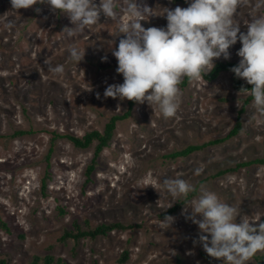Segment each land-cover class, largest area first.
Wrapping results in <instances>:
<instances>
[{"label":"rangeland","instance_id":"374dc122","mask_svg":"<svg viewBox=\"0 0 264 264\" xmlns=\"http://www.w3.org/2000/svg\"><path fill=\"white\" fill-rule=\"evenodd\" d=\"M142 2L162 12L177 4L187 6L189 0ZM253 2L238 8L242 31ZM141 23L164 26L166 13ZM65 26H74L70 16L45 2L15 10L11 0H0V217L8 224L0 227V258L9 264H34L37 254L63 257L67 264H227L203 248L201 229L188 214L190 206L184 204L167 228L160 227L170 199L157 188L163 191V177L181 175L197 187L191 197L204 185L245 215H264V163L217 174L240 161L264 157V115L252 100L238 134L187 156H166L190 143L225 136L249 92L235 89L231 72L222 71L213 81L201 75L179 85L180 103L171 116L137 101L131 115L118 121L86 183L94 145L78 147L67 137L52 140L51 132L82 136L103 130L113 113L127 110L129 98L104 95L108 84L124 79L107 41L114 40V47L125 33H112L116 25L102 10L95 24L73 35ZM72 44L86 49L78 63L69 56ZM240 47L237 40L229 46L228 58L214 59L239 61ZM45 58L62 64L63 71L51 72ZM20 129L29 133L13 134ZM197 167H203L199 174L194 172ZM75 219L84 227L112 221L134 226L96 238L63 240ZM124 250L129 256L122 261ZM255 255L248 264H256Z\"/></svg>","mask_w":264,"mask_h":264},{"label":"clouds","instance_id":"9594fccd","mask_svg":"<svg viewBox=\"0 0 264 264\" xmlns=\"http://www.w3.org/2000/svg\"><path fill=\"white\" fill-rule=\"evenodd\" d=\"M40 2L70 16L74 26L64 27L68 35L95 24L101 10L112 18L116 25L112 33H125L114 47V40L107 41L117 58L116 71L122 73L124 79L108 84L104 95L146 101L163 116L177 111L183 78L199 79L215 66L214 58L222 55L228 58L229 46L241 41L237 50L241 59L231 67L238 77L252 85V106L264 115V0L252 3L245 31L241 30L236 17L238 8L248 0H189L187 6L177 4L162 12L142 0H99L98 4L95 0ZM36 3L37 0H11L15 10ZM165 13L167 24L164 26L145 27L141 23L152 15ZM85 50L72 44L68 52L78 63ZM44 63L51 72L63 71L62 64L53 65L47 58ZM202 171L203 167L194 170L195 174ZM162 189L157 188L161 196L170 199L165 209L179 197L197 191L196 185L181 175L163 177ZM185 203L191 208L189 216L201 229L199 239L203 248L211 256L222 257L227 264H248L258 251H264V219H261L264 215L249 217L204 185ZM174 219L173 215L165 214L159 225L167 228Z\"/></svg>","mask_w":264,"mask_h":264},{"label":"trees","instance_id":"16d2710c","mask_svg":"<svg viewBox=\"0 0 264 264\" xmlns=\"http://www.w3.org/2000/svg\"><path fill=\"white\" fill-rule=\"evenodd\" d=\"M238 62H239L238 60H215V66L206 74H202L203 78H205L206 80L213 81L218 78V76L220 75L222 71H230L231 76H232L233 87L241 92H249V94L244 98L243 104L238 111V115H236L237 118H236L235 124L230 129V131L223 137L210 139L208 141L201 142V143H190L183 148L176 149V150H173L167 153L166 156L171 157V158H175L178 156H187L197 150L205 148L206 146L210 144L221 142L227 138H230L238 134L241 131L242 125H243L242 115L247 105L252 100V96L250 94L251 92L250 87L252 85L248 83L247 80L244 79L243 77H238L232 70L231 66L237 64ZM190 81H191L190 79L185 77L180 82V85L186 86ZM136 103H137L136 100L130 99L127 110L124 111L123 113H118V112L113 113L108 119V121L105 123L103 130L95 128L90 131H87L82 136H78L71 132H58L57 130H53L51 132L52 140H55L58 137H67L74 143V145L78 147L87 148L91 145H94L93 156L91 158V161L87 164V167L85 169L86 183L92 180V174L94 170L96 169V166L99 162V158H100L102 151L104 150L106 146L110 145L112 139L114 138L118 121L120 119L130 116ZM23 133H29V131L20 129V130H16L13 134L19 135ZM254 162L264 163V157L240 161L236 163L235 166H229V167H226V168H223L217 171V174L225 173L226 171L236 169L237 167L247 166ZM45 184H46V178H43V186ZM193 193L194 192L189 193L187 197L179 198V200H177L172 206H170L167 210L163 211L161 214L163 216L165 214H171V215L176 214L179 211V209H181L183 205L186 204L185 200H188L191 197V194ZM87 224L89 223L87 222ZM132 226L134 225L125 224L121 221H112V222H102V223L97 224L96 226L88 225L87 227H84L83 225H81V223L77 219H75L73 223V227L70 226V227L65 228L61 238L63 240L71 238L75 241H79L82 237L96 238L99 235H108L114 229L127 228V227H132ZM0 227L8 228L7 222L3 220L1 217H0ZM0 243H1V237H0ZM128 256H129V251L124 250L120 259L124 261L128 258ZM255 257H256V264H264L263 254H256ZM33 263L34 264H67L66 260H64L63 257H56L53 254H45L43 256L38 255V254L34 255ZM0 264H9V260L4 257L0 258Z\"/></svg>","mask_w":264,"mask_h":264}]
</instances>
